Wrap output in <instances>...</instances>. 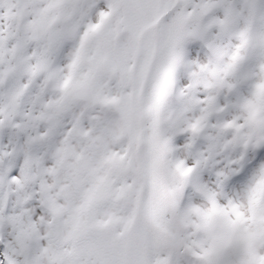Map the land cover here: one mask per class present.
<instances>
[{
  "label": "snow or ice",
  "instance_id": "snow-or-ice-1",
  "mask_svg": "<svg viewBox=\"0 0 264 264\" xmlns=\"http://www.w3.org/2000/svg\"><path fill=\"white\" fill-rule=\"evenodd\" d=\"M0 264H264V0H0Z\"/></svg>",
  "mask_w": 264,
  "mask_h": 264
}]
</instances>
